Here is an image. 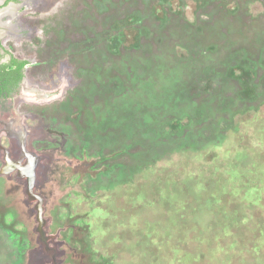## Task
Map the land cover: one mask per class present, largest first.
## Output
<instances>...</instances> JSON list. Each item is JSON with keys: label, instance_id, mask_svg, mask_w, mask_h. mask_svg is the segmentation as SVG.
Here are the masks:
<instances>
[{"label": "rangeland", "instance_id": "1", "mask_svg": "<svg viewBox=\"0 0 264 264\" xmlns=\"http://www.w3.org/2000/svg\"><path fill=\"white\" fill-rule=\"evenodd\" d=\"M22 3L0 264H63L72 223L111 264H264V0Z\"/></svg>", "mask_w": 264, "mask_h": 264}, {"label": "trees", "instance_id": "2", "mask_svg": "<svg viewBox=\"0 0 264 264\" xmlns=\"http://www.w3.org/2000/svg\"><path fill=\"white\" fill-rule=\"evenodd\" d=\"M27 64L28 62L25 60L18 61L13 59L10 65H15L16 67L14 69L10 68L8 71H5V66L4 74L0 75V98L2 99V104L7 101L6 99L9 98L11 92L6 89L7 86L4 80L6 81L10 74L14 75V73H16L14 81L16 83L19 82L23 77V73L19 70L22 71ZM9 109V106H1V111H9ZM71 220L75 221L76 219L71 218ZM0 225H3V215L1 213ZM71 229V236L69 238L71 248L67 247V250H65L63 264H111L110 259L102 257L91 250L87 225H75L72 223Z\"/></svg>", "mask_w": 264, "mask_h": 264}, {"label": "flooded vegetation", "instance_id": "3", "mask_svg": "<svg viewBox=\"0 0 264 264\" xmlns=\"http://www.w3.org/2000/svg\"><path fill=\"white\" fill-rule=\"evenodd\" d=\"M22 1L23 0H3L2 2H0V11L1 10H3V9H7V8H9L11 5L13 6V8H14V13L13 14H11V16L9 15V16H7V17H4L2 20H1V22H9V21H5V18H7V19H9V18H13L14 16H15V14H16V10L18 9V8H20L21 7V5L23 4L22 3ZM15 8H16V10H15ZM2 34H4V32H3V28H1L0 27V75H2V74H4V68H5V66H6V70L5 71H8V69H10V68H15L16 66L15 65H10L11 64V62H12V60L14 59V60H18V61H22V60H25V61H27V59H24V58H18V57H16L15 55H14V52L12 53V51H10V50H6V49H4L5 48V46H4V44L1 42V36H3ZM8 44V43H7ZM13 45V43L12 42H9V46L11 47ZM7 55V56H6ZM28 62V61H27ZM28 65V64H27ZM26 65V66H27ZM25 66V67H26ZM25 67L22 69V71L21 70H19L20 72H22V73H24V69H25ZM15 77H16V73H14V75L13 74H10L9 76H8V78H7V80L5 81L4 80V82H5V85L7 86V88L6 89H8L9 91H11L10 92V94H9V98H7L6 100L8 101L10 98H11V96L15 93V91L20 87V85H21V82H22V79H23V77H22V79L19 81V82H15L14 81V79H15ZM0 100L2 101V99L0 98ZM6 102V101H5ZM4 102V103H5ZM3 103V104H4ZM10 110V109H9ZM0 112H2V113H8L9 111H1V107H0ZM3 131H5L6 133H8V134H10V137L12 136H14L13 138H15L16 139V141H17V143H18V145H19V148H20V151H21V153H20V155L22 156V155H24L25 154V151H24V141H23V139H24V135H23V133L22 132H18V131H11L10 129H9V127H7L6 129L4 128L3 129ZM13 134V135H12ZM24 164V163H23Z\"/></svg>", "mask_w": 264, "mask_h": 264}, {"label": "water", "instance_id": "4", "mask_svg": "<svg viewBox=\"0 0 264 264\" xmlns=\"http://www.w3.org/2000/svg\"><path fill=\"white\" fill-rule=\"evenodd\" d=\"M3 0H0V2H2Z\"/></svg>", "mask_w": 264, "mask_h": 264}]
</instances>
